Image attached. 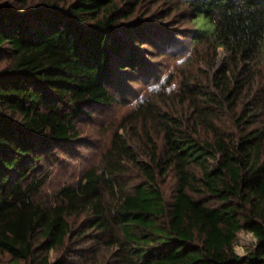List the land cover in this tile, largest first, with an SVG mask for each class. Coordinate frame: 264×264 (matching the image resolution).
Returning <instances> with one entry per match:
<instances>
[{
  "label": "trees",
  "instance_id": "16d2710c",
  "mask_svg": "<svg viewBox=\"0 0 264 264\" xmlns=\"http://www.w3.org/2000/svg\"><path fill=\"white\" fill-rule=\"evenodd\" d=\"M2 1L0 264H77L50 253L91 238L110 264H264V0L177 4L201 44L194 72L139 102L53 198L50 169L86 145L80 123L122 104L118 72L175 48L171 13L154 11L161 0ZM240 232L256 238L245 256Z\"/></svg>",
  "mask_w": 264,
  "mask_h": 264
},
{
  "label": "rangeland",
  "instance_id": "374dc122",
  "mask_svg": "<svg viewBox=\"0 0 264 264\" xmlns=\"http://www.w3.org/2000/svg\"><path fill=\"white\" fill-rule=\"evenodd\" d=\"M161 1L154 7V11H159L164 14L163 11L166 10L165 12L171 13L170 17L164 19L166 23L164 25H166V32L169 33L172 43L176 45L175 48L170 53L161 55L157 51L153 52V49L150 50L151 52H148V50L145 55V67L138 68L136 72L130 75H121L118 72L115 90L121 98L122 104L112 108H99L95 110L91 118H85L80 123V129L86 145L84 148L78 149L76 153H73V158L65 159L61 157L60 164L52 166L50 169L51 176L44 191L51 198L55 196L59 188L77 182L80 178L81 171L99 162L101 152L109 147L111 137L120 125V121L131 113L139 102L149 99L154 96V93L162 91L165 88L168 92L177 91L179 89L178 86L182 71L194 72L192 71L193 69L191 70V64L195 61L193 59L195 55L194 50L201 44H197L196 46L188 38L194 32V29L189 21L181 20L180 18V10L182 9H180L181 5L178 6L177 4H180L183 0H174L173 2L167 3L165 0ZM1 3L14 5L12 0H4ZM37 3L36 1L31 2L33 5ZM16 6L20 7L18 4ZM197 21H199L197 28L198 38L203 39L208 37L212 33L211 24L204 21L200 16L197 18ZM174 33L178 35H174ZM220 53L218 66L221 65L224 57V53L221 50ZM4 64V62L0 63V67ZM194 66L196 65L194 64ZM129 78L131 80H127ZM169 191V187H167V195ZM83 218L82 216L80 221ZM255 244L256 238L254 235L240 232L238 233V239L235 244V252L241 256H245L253 250ZM76 254L78 256L81 255L82 258L78 257L75 259ZM50 257L52 261H55L57 258L68 257L70 263L75 261L77 264H93L89 261V259H93L92 261L96 264H107L111 255L102 248L97 239L91 238L87 240L86 245H80V243L74 242L68 250H54L50 253ZM3 259L1 264H12L7 257ZM85 260H88V263Z\"/></svg>",
  "mask_w": 264,
  "mask_h": 264
}]
</instances>
